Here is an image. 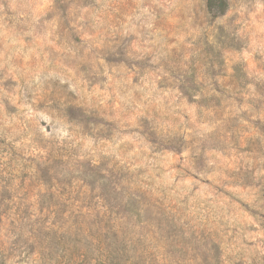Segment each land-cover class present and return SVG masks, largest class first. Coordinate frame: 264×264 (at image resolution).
<instances>
[{"label":"rangeland","instance_id":"obj_1","mask_svg":"<svg viewBox=\"0 0 264 264\" xmlns=\"http://www.w3.org/2000/svg\"><path fill=\"white\" fill-rule=\"evenodd\" d=\"M0 0V264H264V0Z\"/></svg>","mask_w":264,"mask_h":264},{"label":"trees","instance_id":"obj_2","mask_svg":"<svg viewBox=\"0 0 264 264\" xmlns=\"http://www.w3.org/2000/svg\"><path fill=\"white\" fill-rule=\"evenodd\" d=\"M228 8L227 0H208V11L220 10L221 13Z\"/></svg>","mask_w":264,"mask_h":264}]
</instances>
